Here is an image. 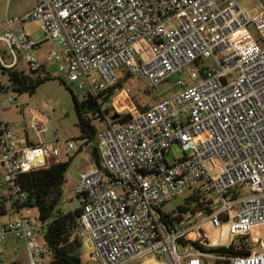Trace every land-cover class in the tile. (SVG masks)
Returning a JSON list of instances; mask_svg holds the SVG:
<instances>
[{"label":"built area","instance_id":"2783aa9c","mask_svg":"<svg viewBox=\"0 0 264 264\" xmlns=\"http://www.w3.org/2000/svg\"><path fill=\"white\" fill-rule=\"evenodd\" d=\"M240 2L36 0L26 14L7 17L1 67L13 70L22 58L28 73L43 76L40 50L49 42L48 66L78 83L101 113V163L80 174L76 189L80 214L73 238L88 239L86 264H264V249L254 250L264 237H251L252 228L264 226V3L249 14ZM35 20L45 35L40 42L25 30ZM206 59L212 67L198 68ZM192 66L195 85L131 118L111 101L117 92L131 93L128 79H145L151 92ZM4 89L0 84V95ZM15 101L0 97V112ZM29 123L40 137L41 120L33 115ZM18 128L0 116V217H13L0 223V246L12 237L24 241L26 251L21 256L14 247L10 262L0 251V264H60L45 242L50 221L28 206L19 179L62 152L75 158L89 142L79 145L56 133L51 142L32 144ZM185 192L196 196L191 209L162 211ZM243 245L248 254H240ZM217 247L232 253L202 250Z\"/></svg>","mask_w":264,"mask_h":264},{"label":"rangeland","instance_id":"374dc122","mask_svg":"<svg viewBox=\"0 0 264 264\" xmlns=\"http://www.w3.org/2000/svg\"><path fill=\"white\" fill-rule=\"evenodd\" d=\"M30 0H0V28L5 24V16L8 17L22 16L20 11L27 7ZM240 5L249 13L255 11L260 12L263 9V0H241ZM24 15V14H23ZM42 25L39 21H29L25 24V30L32 34L37 42L44 39L45 35L42 30ZM253 37L256 39L258 33L255 29H252ZM51 47V43L46 42L42 46V50L46 52ZM8 60L9 58L6 57ZM212 60L206 59L199 65L198 68H202L205 65L212 67ZM26 72L28 73L27 67L23 62L22 58L13 70L6 71L0 65V84L5 87L4 91L1 93V101L7 102L10 99H16L15 102L9 108L2 110L3 117L7 122H15L21 124L29 138L31 140L37 141L39 138H43L46 141H53L56 133L63 139H76L77 143L80 145L84 142L81 137L82 132L79 127V119L75 111V106L72 98L71 92L61 83L60 80L64 81L70 90L78 96L81 100L84 98L81 95V90L79 89L78 83L72 84L66 78H64L58 71L56 65L47 66V73L52 77L49 80L41 83L34 93L23 92L16 93L11 90L9 82V72L12 71ZM195 74H197V69L195 67L186 68L184 71L169 76L166 82L162 85L156 87L153 91L149 92L146 89L147 81L145 79H128L125 88L128 87L131 91L130 94H125L123 92H117L111 101L115 105L118 113L120 115H126L134 110H141L143 108H148L153 106L159 101L170 99L179 94L185 86H193L198 80L195 79ZM122 77L123 74L119 73ZM180 82L184 85H180ZM184 86V87H183ZM29 107L39 111L40 117H46L48 121L41 120V126L44 130L40 137L36 136L35 131L31 128L29 119L24 118L23 111H20L18 107ZM92 124L95 126L96 133L100 131L103 124L96 119H92ZM91 145L97 148L99 157L101 156L102 150L98 148V141L94 139ZM172 150L175 153V157L180 158L183 156L182 151L177 146H173ZM63 153L61 154V156ZM93 156V154H92ZM169 162L174 161L173 154L170 153L166 156ZM94 159V158H93ZM49 163H54L53 159L49 160ZM101 163V159H100ZM79 172L76 168H71L68 170L67 178L63 186V199L60 203V208L62 212H73L79 207V202L76 196L77 181L79 178ZM190 195V192H185L181 196L169 201L162 207V211L165 213H173L177 211L180 206H182L186 198ZM11 216H1L0 223L12 220ZM251 237H264V226L254 227L251 229ZM14 247L19 248V254L23 256L25 254V244L24 241L16 242L12 237L9 238L7 247L0 246V251L4 252L7 256V262H10L13 258L12 249ZM264 249V238H262V243L258 244L254 248L256 252ZM91 248L89 247L88 239H83L81 245L74 251V254L79 256L81 261L86 264L89 261V255ZM208 260H211L208 258ZM138 264V263H133ZM145 264H158L154 261H147Z\"/></svg>","mask_w":264,"mask_h":264},{"label":"trees","instance_id":"16d2710c","mask_svg":"<svg viewBox=\"0 0 264 264\" xmlns=\"http://www.w3.org/2000/svg\"><path fill=\"white\" fill-rule=\"evenodd\" d=\"M8 74L9 87L19 94L23 92L32 94L41 83L52 78L46 72L43 76L31 75L16 70ZM60 81L72 94L75 111L79 119V127L82 132L81 137L92 143L96 139V129L92 124V119H96V115L101 114L97 104L91 98L81 100L64 81ZM112 95L113 90H110L109 96ZM145 109L147 108L131 111L124 115V118H131ZM93 158L96 165H100V157L95 146L93 147ZM69 167L70 160L49 163L45 168L23 174L19 182L28 195V206L37 210L41 221H50L45 233V242L52 250L53 261L60 264H81L80 257L74 254V251L81 245V241L73 238L77 223L76 219L80 214V210L76 209L75 212L64 213L59 207L63 199V186ZM195 199V195H189L184 204L178 208V211L185 212L191 209L190 207ZM193 210H198V207L193 208ZM242 249L243 251L240 254L247 252L245 251L247 250L246 246L243 245ZM202 250L217 255L232 253V250H226L222 247L202 248ZM215 264H230V262L216 260Z\"/></svg>","mask_w":264,"mask_h":264},{"label":"crops","instance_id":"0c3cea01","mask_svg":"<svg viewBox=\"0 0 264 264\" xmlns=\"http://www.w3.org/2000/svg\"><path fill=\"white\" fill-rule=\"evenodd\" d=\"M35 5H36V0H30V3L27 5V7H25L24 9H22L20 11V14L21 15L26 14L27 12H29L30 10H32L35 7ZM8 16L9 15L6 14V16H5V22H6V19H7ZM4 28H5V24H3L2 27L0 28V33L4 30ZM46 52H44L42 49L40 50V59L42 60V62L44 64L45 72L47 71V66H48V64L46 63V60H45L46 59L45 58L46 57ZM23 112H24L23 116L26 119H29L30 120L31 117L34 115V116H37L42 121H48V119L46 117H40L39 111H36L34 109H30L29 107H26ZM0 116L3 117V113H0ZM5 121L7 122V120H5ZM18 125H19V128L17 130V134L22 138L24 136V132L23 131L25 130V128L21 124H18ZM39 139L43 140V138H41V137ZM38 141L39 140L34 141V140H31L29 138V142L32 143V144L33 143H37ZM46 142H49V141H46ZM61 154L58 157L52 158L54 160V162H59V161L65 162V161H68L67 158H66V156L64 155V153H63L62 156H61ZM92 154H93V146L89 142L83 148V150L81 151V153H79L75 158H73V159L70 160V167H69L68 170H70L71 168H76L78 170V172H79L78 175L80 177V174L82 172L90 169L91 167H93L96 164L95 161H94V159H93ZM67 174H68V172H67ZM67 174H66V178H67ZM2 178H3V176H2V173H1V170H0V183L2 182ZM78 180H79V178H78ZM77 183H78V181H77ZM147 261H152V260L151 259H147V260L144 261L143 264H145ZM138 264H140V263H138ZM158 264H164V263L158 262Z\"/></svg>","mask_w":264,"mask_h":264},{"label":"water","instance_id":"95a60500","mask_svg":"<svg viewBox=\"0 0 264 264\" xmlns=\"http://www.w3.org/2000/svg\"><path fill=\"white\" fill-rule=\"evenodd\" d=\"M118 117H120V115H119V114L115 116V119H116V118H118Z\"/></svg>","mask_w":264,"mask_h":264}]
</instances>
